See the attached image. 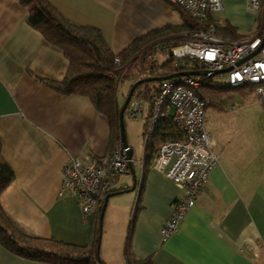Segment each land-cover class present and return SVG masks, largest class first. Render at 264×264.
Instances as JSON below:
<instances>
[{
	"label": "crops",
	"instance_id": "crops-1",
	"mask_svg": "<svg viewBox=\"0 0 264 264\" xmlns=\"http://www.w3.org/2000/svg\"><path fill=\"white\" fill-rule=\"evenodd\" d=\"M48 1L69 21L97 27L114 54L152 29L183 24L170 0ZM222 5L211 19L224 18L239 34L247 29L253 11H248L246 0H222ZM26 15L19 0H0V149L13 171L0 204L13 226L26 235L87 245L94 216L85 214L74 196L60 194L62 170L70 155L111 151L109 121L88 96L59 92L45 81L61 80L68 60L27 23ZM185 32H169L153 44L180 42ZM146 73L142 68L132 76L133 82ZM139 113L144 128L148 107L144 111L143 105ZM208 132L216 141L219 161L165 240L159 228L182 190L153 164L143 178V151L139 154L125 134L137 183L135 189L112 193L105 201L99 246L105 264H126L125 235L139 188L131 240L136 257L151 256L153 264H264V249L253 251L264 239V130L244 136L243 131ZM132 182L129 169L111 188ZM0 264L50 263L20 256L0 242Z\"/></svg>",
	"mask_w": 264,
	"mask_h": 264
},
{
	"label": "built area",
	"instance_id": "built-area-1",
	"mask_svg": "<svg viewBox=\"0 0 264 264\" xmlns=\"http://www.w3.org/2000/svg\"><path fill=\"white\" fill-rule=\"evenodd\" d=\"M172 1L194 18L206 21L207 27L185 32L182 41L169 45L171 54L178 59L187 58L209 70L230 67L215 75L230 85H250L264 112L262 33L237 38L218 34L217 28L224 27L227 22L224 18L211 19V13L222 9V0ZM262 5L263 0H246V7L251 11L260 12ZM161 45L164 46V43ZM256 48L258 51L251 54ZM246 55L249 56L239 62ZM114 61H120L117 54ZM199 84L200 81L190 74L166 78L157 93L131 95L124 111L129 117H136L143 105H147L149 114L143 128V146L149 143L155 123L160 118L171 117L182 133L179 138H169L162 142L153 160V166L182 190L170 215L159 228L164 240L177 229L195 203L196 194L204 186L209 171L219 161L216 141L205 124V101L193 90ZM231 106L233 110L238 107L236 103ZM83 152V155H70L64 164L60 194L69 193L74 196L81 210L89 214L104 203L113 181L127 172L129 162L134 163L135 160L127 157L120 135L111 151L104 155ZM259 249H264V239L253 246L255 253Z\"/></svg>",
	"mask_w": 264,
	"mask_h": 264
},
{
	"label": "trees",
	"instance_id": "trees-1",
	"mask_svg": "<svg viewBox=\"0 0 264 264\" xmlns=\"http://www.w3.org/2000/svg\"><path fill=\"white\" fill-rule=\"evenodd\" d=\"M19 2L27 9V23L40 32L49 43L61 49L68 60L66 73L61 80L45 81L59 92L82 94L90 98L93 105L109 121L110 149L120 135L119 109L128 92L125 93L122 100H119L117 90L124 76L123 69L125 66L139 58L141 63H143L145 54L151 49L153 42L169 32L193 31L207 27L206 21L194 18L187 10L170 0L174 7L180 10L183 24H167L135 38L122 51L117 53L120 60L117 63L114 61L116 54L106 44L97 27L69 21L48 0H19ZM258 19L262 29L261 33H263L264 0ZM216 31L218 34H226L233 38L241 36L232 25L226 24L224 27H218ZM162 48L166 49L165 44ZM168 51L169 56L164 58H159L156 55L152 56L146 67L147 73L145 76L157 77L178 71L201 69V66L196 62H191L187 58L178 59L170 53L169 48ZM191 75L200 81V84L193 90L205 101V109L207 104L210 103L216 111L225 110L227 106L226 97H230L231 93L227 92L226 97H223L224 91L235 87L242 89L243 87V85L215 82L212 79L213 76L205 74ZM153 80L158 82L153 84L152 89L145 85L136 90V87L141 85L140 83L134 88L132 95L142 94L146 96L159 92L164 79L154 78ZM181 134L171 117L157 120L149 143L145 146L142 144L143 178L148 167L153 164L161 143L169 138H179ZM12 178L13 171L0 149V193L11 182ZM130 187V185L121 188L110 187L108 193L127 191L130 190ZM140 195L141 191L139 188L125 235L123 254L126 264H153L151 256L138 258L131 249L135 219L140 208ZM101 210L102 205L93 212V236L90 243L87 245H75L57 241L51 237H36L22 233L13 226L0 204V242L20 256L46 261L50 264H105L99 255L102 230Z\"/></svg>",
	"mask_w": 264,
	"mask_h": 264
},
{
	"label": "rangeland",
	"instance_id": "rangeland-1",
	"mask_svg": "<svg viewBox=\"0 0 264 264\" xmlns=\"http://www.w3.org/2000/svg\"><path fill=\"white\" fill-rule=\"evenodd\" d=\"M250 11V10H248ZM252 12V11H251ZM250 12V13H251ZM246 18L248 15H244ZM259 11H253L252 16L248 17V26L247 29L243 28V31H240L241 35H250L257 32H262L260 28V21L258 19ZM264 31V30H263ZM166 41L165 43H167ZM166 49H163L159 44H152L151 49L145 54L143 63H141L140 58L132 62L128 66H125L123 69V78L118 85L117 94L119 100H122L125 93L128 91L130 84L133 82L132 77L134 74H140L141 69L148 66V62L151 60L153 55H156L159 58H164L169 56V43L165 44ZM213 81L224 83L218 75L212 77ZM156 80H150L147 82L141 83V85L136 87V90H139L142 86L147 85L149 89H152L153 84L157 83ZM152 91V90H150ZM231 93L230 97H226V93ZM223 97H226L227 106L223 111H216L212 104H207L205 109V124L207 130L215 133L222 134L224 132H240L243 131V136L248 133H254V131L264 130V112L262 107L257 99L256 94L254 93L253 88L250 85H244L242 89L235 87L227 91H224ZM235 102L238 107L236 110L232 109L231 103ZM146 105L144 104V111ZM172 111V110H171ZM143 114L139 113L136 117H129L126 113L123 116L124 122V131L125 134H129L130 139L136 143L138 153L140 154L143 144ZM101 228L103 230V225L101 223ZM102 230L101 237L102 238Z\"/></svg>",
	"mask_w": 264,
	"mask_h": 264
},
{
	"label": "water",
	"instance_id": "water-1",
	"mask_svg": "<svg viewBox=\"0 0 264 264\" xmlns=\"http://www.w3.org/2000/svg\"><path fill=\"white\" fill-rule=\"evenodd\" d=\"M262 41H264V31L262 33ZM256 51H258V48H256L251 54L255 53ZM171 53V52H170ZM250 55V54H249ZM249 55H246L245 57H243L242 59L239 60V62L243 61L244 59H246ZM230 67H225L223 69L220 70H209V69H205V68H201V69H194V70H186V71H178V72H174L172 74H166V75H161V76H144L141 78L136 79L133 84L130 86L123 102L121 103L120 109H119V128H120V137H121V141H122V146L126 152V155L128 158L132 157V149L129 146V144L127 143L126 137H125V131H124V122H123V116H124V111L125 108L127 106V103L131 97V95L133 94L134 88L139 85L140 83H143L145 81H149V80H153L154 78L156 79H166V78H170L172 76H177V75H191V74H205V75H209V76H213L217 73H220L222 71L228 70ZM129 169L130 171L133 173V182L132 185L130 187V189H134L135 185H136V176L135 173L133 172V164L130 161L129 162ZM112 194V192H109L106 195V199L108 196H110ZM105 207V202L102 204V210L101 213L103 212Z\"/></svg>",
	"mask_w": 264,
	"mask_h": 264
}]
</instances>
